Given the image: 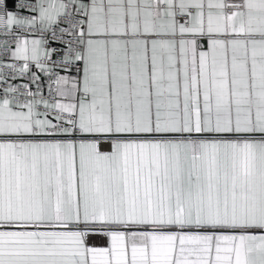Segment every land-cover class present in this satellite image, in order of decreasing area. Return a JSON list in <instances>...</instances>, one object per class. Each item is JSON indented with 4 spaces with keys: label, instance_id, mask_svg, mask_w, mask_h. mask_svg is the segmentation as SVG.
Instances as JSON below:
<instances>
[{
    "label": "snow or ice",
    "instance_id": "6c2138e0",
    "mask_svg": "<svg viewBox=\"0 0 264 264\" xmlns=\"http://www.w3.org/2000/svg\"><path fill=\"white\" fill-rule=\"evenodd\" d=\"M0 264H264V0H0Z\"/></svg>",
    "mask_w": 264,
    "mask_h": 264
}]
</instances>
